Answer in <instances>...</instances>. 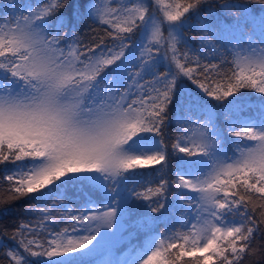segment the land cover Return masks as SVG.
Instances as JSON below:
<instances>
[{
  "label": "snow or ice",
  "instance_id": "1",
  "mask_svg": "<svg viewBox=\"0 0 264 264\" xmlns=\"http://www.w3.org/2000/svg\"><path fill=\"white\" fill-rule=\"evenodd\" d=\"M24 198L35 219L0 264H245L264 237V0H0V202Z\"/></svg>",
  "mask_w": 264,
  "mask_h": 264
},
{
  "label": "trees",
  "instance_id": "2",
  "mask_svg": "<svg viewBox=\"0 0 264 264\" xmlns=\"http://www.w3.org/2000/svg\"><path fill=\"white\" fill-rule=\"evenodd\" d=\"M35 1V0H34ZM96 27L91 20H86L80 25L81 36L85 40L91 38V28ZM184 36L189 39L190 46L198 47V41L192 39L197 33L194 28L189 27L183 30ZM150 170V168H146ZM6 195V194H5ZM31 200L24 198L18 201L9 203L0 202V239H3L7 244L12 231L19 226L20 221L24 220V212L21 211ZM253 252L246 260L245 264H264V237L258 238L253 245Z\"/></svg>",
  "mask_w": 264,
  "mask_h": 264
},
{
  "label": "rangeland",
  "instance_id": "3",
  "mask_svg": "<svg viewBox=\"0 0 264 264\" xmlns=\"http://www.w3.org/2000/svg\"><path fill=\"white\" fill-rule=\"evenodd\" d=\"M33 2H35L34 0H33ZM161 71L163 70V68H161L160 69ZM194 87V86H193ZM249 95V98H250V102H254L255 100H256V96H255V94H251V93H249L248 94ZM222 119V118H221ZM170 132H171V136L170 137H166V141L169 143V145L173 142V140H174V138H175V134H176V128H175V126H173L171 129H170ZM176 158L175 157H173L172 158V160L170 161V169H174L175 168V165H176ZM156 167H160L159 165H157ZM139 171H142V172H146V173H151V169L150 170H146V168L145 169H140ZM147 179H152V177H147V178H145V179H143V180H141L140 182L141 183H146V180ZM33 203H36V201H33V200H31L21 211H23L24 212V215H23V217H24V220H19L20 222H22V221H30V220H34L35 219V217L32 215V214H30V213H28L27 211H26V209L31 205V204H33ZM177 216H179V213H177ZM162 228H163V226L161 225V226H159V228L157 229V230H162ZM11 236V235H10ZM137 239L138 240H142L143 239V233H140L139 235H138V237H137ZM133 243H136L137 241L136 240H133L132 241ZM8 246L9 247H14L15 246V244H14V242L10 239V237H9V242H8ZM127 247H128V245H127V242H125V241H121L113 250H114V252L117 254V255H120V254H122L123 252H125L126 251V249H127ZM33 259H37V258H33Z\"/></svg>",
  "mask_w": 264,
  "mask_h": 264
}]
</instances>
